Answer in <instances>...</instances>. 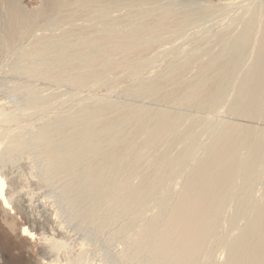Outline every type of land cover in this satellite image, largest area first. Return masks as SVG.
Segmentation results:
<instances>
[{"label":"bare ground","instance_id":"obj_1","mask_svg":"<svg viewBox=\"0 0 264 264\" xmlns=\"http://www.w3.org/2000/svg\"><path fill=\"white\" fill-rule=\"evenodd\" d=\"M263 5L264 0H0V232L11 235L7 246L0 234V264H94L90 246L71 241L57 212L49 222L31 209L36 188L12 182L2 171L7 162L22 159L26 141L51 139L53 129L69 121L62 115L80 105L87 111L59 134L78 143L84 156L112 146L101 159L90 156L83 172L95 193L111 197L99 221L123 218L113 229L112 237L124 238L111 249L113 257H137L135 264H264V84L239 85V78L236 95L228 94L235 98H225L229 89L221 95L234 80L231 72L250 61L251 70L263 75ZM204 17L215 18L220 32L211 27L220 35L216 51L207 40L198 44V35L188 34L196 44L184 39L183 30ZM180 31L185 42L175 36ZM173 40L179 44L170 43L172 51L167 46L162 53L163 42ZM149 54L169 61V90L165 79L148 78L164 64L144 68ZM121 76V84H106ZM119 92L159 102L148 113L137 107L140 98L134 107L118 108L110 100ZM231 105L248 123L222 116ZM49 118L57 121L53 129L52 122H40ZM121 120L128 128L119 126ZM186 124L201 126L210 143L204 136L199 144L193 127L182 130ZM171 136L181 154L162 150ZM46 151V171L66 163V152L54 154L53 142ZM139 165L142 171L133 175ZM36 174L28 172L27 179L36 181Z\"/></svg>","mask_w":264,"mask_h":264},{"label":"rangeland","instance_id":"obj_2","mask_svg":"<svg viewBox=\"0 0 264 264\" xmlns=\"http://www.w3.org/2000/svg\"><path fill=\"white\" fill-rule=\"evenodd\" d=\"M263 12H264V7H263ZM210 18H211V20H210ZM216 18H217L216 21L219 22L220 21V19H218L219 17H216ZM205 19H206V21H205ZM214 19H212V17H204V18L199 19L200 21L198 20L195 23L196 26H195V24L194 25L192 24L191 25V28L189 27L190 29L187 27L186 29L183 30L184 31V34H185L184 39L185 40L191 39L190 41L193 42V44L194 43L196 44L195 41H192L195 38L194 37H191V36L189 37V35L190 34L193 35V36L198 35L199 37L196 36V39H195V40H197V39L201 40L200 43H198L199 40L197 41L198 44L201 45L203 42H204L203 44H205L206 43V40H207L208 41L207 43L209 44V42H210V45H212V46L207 45V47L208 46L209 47H213L215 49V51H216V49L217 48L219 49V47H222V45H221V42H219L220 35H219V38H217L218 37L217 34L215 35V33H213L217 37H215L212 34L211 27L214 28L213 32L216 31V32L220 33L219 31H217L218 29L215 30L216 22H214ZM206 22H209V23H206ZM199 24H202V25H199ZM209 26H210V28H209ZM205 27H207V28H205ZM201 28H205V29H201ZM187 30L189 31L188 33H186ZM183 31L182 32L181 31L180 32H177L176 35H175L177 38L179 36V38H180L178 40L179 42H180V40L182 41V39H183V38L180 37L181 34H182V36L184 35L183 34ZM190 31H192V32H190ZM198 31L201 32V33H203V35H201V38H204L205 37L204 35H206L207 36L206 37L207 39L206 38H205V40L200 39V35L198 34L199 33ZM202 31H204V32H202ZM206 31L209 34H212L213 35V37H211L212 35L209 36V37H211L213 39H211V38L209 39V37H208L209 34H207ZM202 36H204V37H202ZM166 37L168 38L169 36L167 35ZM171 38H172V36L170 35L168 41H170ZM216 38H217V40H216ZM173 39H174V36H173ZM184 39H183V42H185ZM178 41H176L177 44H179ZM190 41L188 40L187 42L188 43H191ZM212 41H213V43H212ZM217 41H218V43H217ZM170 43L172 45L174 44L175 47L177 46V44L174 43V40H173V43L172 42H165V43L163 42L164 46L162 47V53H164V52L166 53V51L168 49L166 51H163V50L166 49L165 47H167V46L169 47V51H172V49H170V48H173V46ZM219 43H220L221 46H219ZM170 45L172 47H170ZM213 45H216V46L214 47ZM160 48L161 47H159L158 49H160ZM151 55L149 54V56H151ZM152 57H154V56L152 55ZM152 57H148L146 59V61L144 60L145 63L144 62H143L144 64L142 63V66L145 65L144 68H148L149 69V68L152 67V65L153 66H157L159 64V62L162 61V60L164 61V64H165L166 61H167V63H169V61L167 59H165V55H163V57H162V54H160V59H158L159 55H158V57L155 56V57H157L156 60L154 59L155 57L154 58H152ZM251 57H252V55H251ZM148 61H150L151 63H149ZM163 61H162V63H163ZM166 64H165L164 67H163L162 64L161 65H158V66H162L163 69H161V68L158 67L157 69H159V70H157V74H156V72L150 73L148 78L149 79H152L153 78V80H154V79H157V78L160 77V79H162L163 82L166 80L164 82L165 90H169L170 89V85L169 84L172 82L171 79L172 78L174 79V77H173V75L170 76L169 74H167V72H165V71L168 70V68H169L168 66H170V64L169 65L167 64V68H166ZM248 64H246L245 66H243L244 68L246 67L247 69L246 68L245 69L242 68V66L240 68L241 70L238 69V68L235 69L239 73H237L235 70H234V72L233 71L231 72L230 77L232 76V78L234 80H230L229 79L226 82L227 83L226 86L229 85L228 88H226V86H225L226 83H224L225 90H222L221 91L222 97H223L224 91H226L227 89H229L230 92L228 90H227L228 91L227 94L225 92V94L227 95V96H225V98H227V97L228 98H235V97H232V95L235 94L234 92L236 91L235 90L237 88V85L236 84H237V81L239 80V78H240V80L238 81V84L239 85L242 84L241 82L244 83V81H246L247 84L248 83H251L249 85L251 87H252V85L255 86L256 83L257 84H261V82H262L264 84V71H263V75H262V71L261 70H258V71H261V73L259 72L258 74H256L258 71L257 72L252 71L251 70L252 67L250 66L251 63L249 64V67L247 66ZM164 68H165V70H164ZM248 69L250 71H247ZM163 71L165 72V74L163 73ZM252 72L254 74H252ZM188 77H190V76H188ZM116 78L118 79V77H116ZM242 78H244L243 81H242ZM117 79H115L116 81L114 79H113L114 81L113 80H110L106 84H108V85H112V84L114 85L115 84L116 85L118 82H120L119 80L122 81V79H124V76L121 79H118V80ZM247 79H248V81H247ZM234 81L236 82V84H233V83H235ZM111 82H113V83H111ZM145 83H146L145 81H144V83L141 82L139 84L141 86L138 85V86H136V88L134 87L135 90L138 89L139 87H142V85H144ZM231 83L234 85V87L236 85V87L235 88L232 87ZM120 84H121V82H120ZM230 85H231L232 88L230 87ZM62 89L63 90L65 89L67 91L68 88L63 87ZM135 90H133V91H135ZM139 90L140 89H138L136 91H139ZM232 92H233V94H232ZM122 93H125V92H119V93H117V94L114 95L116 97L113 96V98H111L110 103L112 102L111 104L113 106L114 105H116L117 107L119 106L118 108H124V106H125V108H127L126 106L129 105L128 107H130V106L133 105V107H134V104H137L138 103L137 101H139V98H140V102H141L140 104H142V106L141 105H138V106L135 105V107L136 106L137 107H140L142 110L144 109L143 110L144 113H148L149 111L151 112V110H153V108L155 106V105L154 106H152V105L153 104H157L159 102V98H153V100H152L151 98H148L145 95L142 96V95H139L137 93H134L135 96H136L135 98H133L134 97V94L132 95L133 97L130 98L129 97L130 95L127 94V96H126V95H124ZM230 93L232 94L231 97H229L230 96ZM228 94H229V96H228ZM137 95H139V96L137 97ZM144 97H145V99H144ZM136 98H138V99H136ZM52 104H53V106L56 105V107L59 106L57 103H52ZM52 104L50 105V107L52 106ZM216 105H220V104L217 103ZM216 105L214 107H216ZM81 106L82 105H80V107L78 106V107H76V108L73 109L75 114L72 113L73 112V110H72L71 112H68V113L62 115L63 117L62 118L60 117L61 120L64 119L63 121H67L66 120V118H67L66 116H68L69 121L70 120L73 121L74 118L76 120V117H79V116L81 118L83 116L82 114H84V112H83L84 109L86 110V107H87L86 105H85V108H84V105H83V107H81ZM233 106L231 105V106L227 107V109L229 108V109H232V110H229V109L227 110L225 108L222 109V116L228 117V118L231 117L232 119H233V116H234V119L237 122L239 120L241 123H244L245 121H246V123H248L246 118L242 120L241 117H240L241 119H239V116H238V118H237V115L235 116V114L233 112V108H231ZM89 107H91V106L88 104V109H91ZM78 109H80V111ZM224 110L225 111L227 110L226 113H225ZM186 111H188V110H186ZM79 112H81V114ZM183 112H185V110ZM68 114H70V116ZM73 114H74V116H73ZM76 114H77V116H76ZM78 114H79V116H78ZM64 117H66V118H64ZM160 118H161V120H160ZM162 118H163L162 115L159 116V118L156 119L155 122L159 124L162 121ZM228 118H224V119H228ZM46 120L49 121L50 118L49 119H45V120H40V122L43 121V123L42 122L41 123L42 124H46V125L47 124L49 125L52 122L51 123L52 126H51V124L49 126H51L52 129H53V127H55L57 121L55 119L53 120V118H51L52 121L50 120V122H47ZM69 121H67V124H68ZM53 122H55V123H53ZM122 122H124V120H121V122L119 121V123H121L119 126L120 127H123L124 126L123 127L124 129H126V127L128 128V126H126V122H124V123H122ZM53 124H54V126H53ZM67 124H65V125L67 126ZM65 125L64 126L62 125V126H59V127H55V129H53L54 133L52 132V135L54 137L51 135L52 136V137L50 136L51 139L49 137H47V138H45V140L43 139L41 141L40 140L39 141L31 140V142L30 141H26V144H25L26 146L24 148L25 150H24V155H23L25 157L22 156V159H19V161H17V162H14L15 160H11V161L7 162L6 164H4L3 165L4 168L2 170L3 173L8 178H10L12 182L19 183V184L20 183H23L25 186H29L32 189H33V187L36 188L37 191L34 189V191H36L34 193V195H35L34 196L35 201L30 206L31 209L36 210V212H39L40 213V216L39 217L41 219H44V220L49 221V222L52 221V216L54 215L55 212H57L58 215H59L58 217H59L60 221L62 222V225L64 226L63 232H66L65 233L66 235L69 234V233L72 235V236L70 235L71 241L74 242V243H78V242H81L82 241V242H85V244H87L88 246H90V254H91V258H92V263H94V264H135V261H136L137 257H135V258H133V259L127 261V262H121L116 257H113L112 252H111V249L115 246L116 243H118L120 240H123L124 239V238H122V236H119V235L118 236L115 235L114 237H112L113 236V232H114L113 229H114L115 224L117 225L118 223H120L121 220H123V218L121 219L119 216H115L110 222H105V223L102 222L101 223L99 221L101 218L103 219V218L106 217V215L108 213V210H109V202L111 200V197L100 196L97 193H95V191L92 190L91 186L88 183V177H87L86 173L83 172L84 171V168L83 167H84V165L86 163V160L88 161V159L90 158V156L95 157L96 159L97 158H100L101 159V157L106 153V151L109 148H111L112 146H110L108 144L103 145L101 147V150L100 149H99L100 151L98 150L99 153L98 152L96 153L98 155H95V154H92V153H88V152L86 153L85 152L86 155L84 156V153L83 152L82 153H79L80 150H79V147H78V145H79L78 143H76V144H78L77 146H76V144H73V142L70 143L71 141L68 140L66 137H64L63 133H61V135H63L62 136L63 138H60L61 135L59 133L60 132H64V131L67 130V127ZM189 125L190 124H186L187 127L185 126L183 128L184 129L185 128L190 129L191 127H193L192 125H190L191 127H189ZM195 126H197L198 129ZM58 128H59V130H57ZM60 128H62V129H60ZM183 128H182V130L185 132L187 129L184 130ZM192 129H193L192 131L194 133L195 139H196V141L199 144H201V143L202 144H204V143L209 144L210 143L211 137L209 138V136L202 134V132H201V126L194 125V127ZM171 137L169 138L170 139L169 141L172 144L170 142H168V140H167V146L166 145L164 147L162 146V150L164 152L165 151H167V152L172 151V152H170L172 155H175L176 153H177L176 155H178L179 152H180L179 154H181L182 153V150H183V149H181L182 146L180 145V147H179V145H176V143H174V141H175L174 137H172V138ZM201 138H205L204 141H203L204 143L200 140ZM48 139H49V141H48ZM172 139L174 140L173 142L171 141ZM207 140H209V141H207ZM49 142H53V144H54V151H55L54 154L61 155V153H65L66 152V158H67L66 163L64 165L59 166V168L57 170L56 169H52L51 170L52 172L51 171H48V170L46 171V169H43V166H44L43 165V162H44L43 159L45 158V157L43 158V156L44 155H47L46 154L47 153V151H46V145H48ZM76 147H78V148H76ZM77 151H78V153H77ZM70 154L72 156H70ZM26 157L27 158L29 157L30 159L28 158L29 159L28 160ZM70 157L71 158L73 157L74 159L76 157V159L73 161L75 163L72 162L73 158L71 159ZM186 159L187 158H185L183 160H186ZM31 160H32V162H31ZM29 162H31V164H28ZM71 162H72L73 165H70ZM183 163L184 162H181V166L182 165L184 166V164H186L187 162L184 163V164ZM141 165L138 166V168H137V170L135 172L133 171L134 173L131 171L133 175H135L138 171H142V169H140L141 168ZM143 165H142V167H143ZM31 169H33V171ZM145 169L147 170V172L150 171V168L147 169V167H146V168L143 169V172L144 171L146 172ZM34 171H36L35 173L38 174V175L36 174V177L37 178L36 177L34 178V179H36V181L35 180H33V181L32 180H28L26 174L28 172H33V174L35 175ZM39 189H40V191H39ZM42 196L44 197V199L46 200V202L40 200ZM48 196H49V198H48ZM43 197H42V199H43ZM48 203H51V207L48 205ZM19 224H21L22 226L23 225H27L26 222L23 221V220H20L19 221ZM226 229H227V226L224 228V230L225 231H228L229 230V227H228L227 230ZM0 234H1V243L8 246L11 243V241H10L11 240L10 239V236H11L10 235V232H8L6 230H1ZM20 238H21L22 243L24 244V239H22L23 237L21 236ZM19 241L20 240H18V245H21L22 246L23 244H21V241L20 242ZM222 254L223 253L218 254V256L221 255L220 257H222L224 255V254L223 255ZM222 259H224V256L222 257Z\"/></svg>","mask_w":264,"mask_h":264}]
</instances>
